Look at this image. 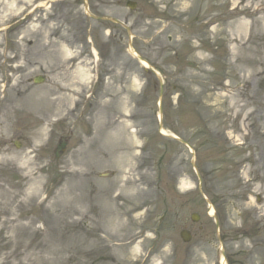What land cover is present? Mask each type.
I'll use <instances>...</instances> for the list:
<instances>
[{"label":"rangeland","instance_id":"obj_1","mask_svg":"<svg viewBox=\"0 0 264 264\" xmlns=\"http://www.w3.org/2000/svg\"><path fill=\"white\" fill-rule=\"evenodd\" d=\"M125 1L160 101L85 0H0V264H264V0Z\"/></svg>","mask_w":264,"mask_h":264},{"label":"water","instance_id":"obj_2","mask_svg":"<svg viewBox=\"0 0 264 264\" xmlns=\"http://www.w3.org/2000/svg\"><path fill=\"white\" fill-rule=\"evenodd\" d=\"M181 234L185 240L188 238V234H186L185 232H182Z\"/></svg>","mask_w":264,"mask_h":264},{"label":"bare ground","instance_id":"obj_3","mask_svg":"<svg viewBox=\"0 0 264 264\" xmlns=\"http://www.w3.org/2000/svg\"><path fill=\"white\" fill-rule=\"evenodd\" d=\"M162 132H164V131H162ZM210 212H212V209L210 210Z\"/></svg>","mask_w":264,"mask_h":264}]
</instances>
